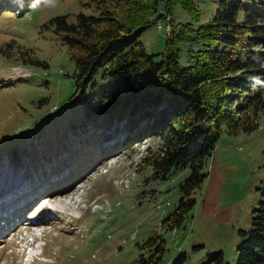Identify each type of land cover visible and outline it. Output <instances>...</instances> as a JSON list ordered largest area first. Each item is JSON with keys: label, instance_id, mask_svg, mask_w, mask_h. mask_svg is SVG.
Wrapping results in <instances>:
<instances>
[{"label": "rangeland", "instance_id": "374dc122", "mask_svg": "<svg viewBox=\"0 0 264 264\" xmlns=\"http://www.w3.org/2000/svg\"><path fill=\"white\" fill-rule=\"evenodd\" d=\"M19 1L28 3L23 13L0 6V264H26V247L36 238L41 254L29 264H140L141 245L155 233L165 239L158 264H213L208 258L215 252L234 264L244 238L239 231L249 229L253 209L264 201V117L252 132L230 135L221 125L206 176L189 194L195 205L180 226L166 229L162 221L182 196L188 167L155 177L143 159L159 137L124 148L118 119L111 128L98 127L103 116L86 122L90 92L121 87L124 78H104L99 71L80 97L70 49L50 25L57 15L69 21L79 12L96 15V1ZM241 3L239 17L264 0ZM217 4L194 0L198 21L179 4L172 13L159 10L162 17L139 36L147 54L159 61L174 26L209 23ZM179 47L186 64L187 49L202 45ZM33 220L40 226H24Z\"/></svg>", "mask_w": 264, "mask_h": 264}, {"label": "trees", "instance_id": "16d2710c", "mask_svg": "<svg viewBox=\"0 0 264 264\" xmlns=\"http://www.w3.org/2000/svg\"><path fill=\"white\" fill-rule=\"evenodd\" d=\"M43 1L47 0L35 3ZM91 1H96V15L79 12L75 21L57 15L49 20L50 25L70 49L80 97L93 87L99 71L104 78H124L121 87L90 92L84 103L86 122L97 123L103 116L98 127L111 128L118 119L123 123L120 133H126L119 144L124 148L159 137V146L143 159L155 177L165 178L175 169L188 167L189 174L180 184L182 196L162 221L166 229H173L195 205L189 194L206 176L204 167L221 125L230 135L252 132L259 126L260 115L264 117V5L247 6L239 17L241 0H218L209 23L197 28L190 23L174 26L160 60L154 61L140 34L162 17L159 10L172 13L177 4L198 21L194 0ZM106 2L120 9L115 11ZM0 6L23 13L28 3L0 0ZM196 42L202 47L194 52L188 48L187 63L182 64L179 46ZM239 232L244 238L236 247L234 264H264V201L253 209L249 229ZM141 248L140 264H158L165 239L155 233ZM208 259L213 264H229L221 252Z\"/></svg>", "mask_w": 264, "mask_h": 264}, {"label": "bare ground", "instance_id": "6f19581e", "mask_svg": "<svg viewBox=\"0 0 264 264\" xmlns=\"http://www.w3.org/2000/svg\"><path fill=\"white\" fill-rule=\"evenodd\" d=\"M3 173H5L4 175H6V174H8L5 170H4V172ZM16 180H19V179H16ZM13 181H15V180H12V181H6L5 182V186L6 187H8V188H10V184H9V182H13ZM5 187V188H6ZM2 189V183L0 182V190ZM7 189V188H6ZM5 199V195H0V201L1 200H4ZM53 210H54V208H52ZM43 218V217H42ZM48 220H50L49 218H47L44 222H46V221H48ZM39 222H42L40 219L38 220ZM36 221L35 220H33V221H23V224H25L24 226L27 228V227H39L40 225H38V223H35Z\"/></svg>", "mask_w": 264, "mask_h": 264}, {"label": "built area", "instance_id": "2783aa9c", "mask_svg": "<svg viewBox=\"0 0 264 264\" xmlns=\"http://www.w3.org/2000/svg\"><path fill=\"white\" fill-rule=\"evenodd\" d=\"M167 18V17H166Z\"/></svg>", "mask_w": 264, "mask_h": 264}]
</instances>
